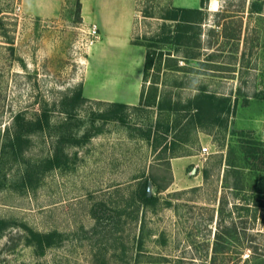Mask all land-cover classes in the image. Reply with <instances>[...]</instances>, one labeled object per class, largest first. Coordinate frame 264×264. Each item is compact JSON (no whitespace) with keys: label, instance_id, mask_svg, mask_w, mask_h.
Segmentation results:
<instances>
[{"label":"rangeland","instance_id":"374dc122","mask_svg":"<svg viewBox=\"0 0 264 264\" xmlns=\"http://www.w3.org/2000/svg\"><path fill=\"white\" fill-rule=\"evenodd\" d=\"M201 1L0 0V151L43 110L92 131L33 181L48 128L0 154V264H264V0ZM178 7L202 8L187 45ZM201 92L235 112L183 123ZM30 230L55 235L40 250Z\"/></svg>","mask_w":264,"mask_h":264},{"label":"trees","instance_id":"16d2710c","mask_svg":"<svg viewBox=\"0 0 264 264\" xmlns=\"http://www.w3.org/2000/svg\"><path fill=\"white\" fill-rule=\"evenodd\" d=\"M203 1L204 0H202L201 2L203 3ZM200 10H202V8L199 9L178 7L177 11H182V13L179 12L172 15V18L176 19L177 23L179 24L178 29H180V31H178L176 41H179L180 44L183 43V45H187L189 41H191L189 39L190 36L187 33V29L189 27L188 23L192 21L189 12L196 13ZM152 65L153 56L152 54H148L145 62L144 72L147 73ZM77 93V95L79 96L80 92ZM261 97L264 99V94H262ZM216 99H218V102L214 103ZM219 107H221L222 109H217ZM114 108L118 110L117 105L114 106ZM185 108L188 110V113L191 114L184 115L186 116V120L183 123L189 122L193 125H197V123L202 121L203 117L210 118L216 115V112L220 110H224L228 114V116L229 114L234 113L237 108V98L231 101V98L229 96L218 98L217 95L213 92H201L190 99ZM73 109L74 106L72 107V109H66L65 111L67 112L68 117L57 124L51 123V117L47 110H43V112L33 120H24L21 118V116H18L16 118V124L14 125L13 129L8 130L6 134V140L4 141L2 150L0 151L1 156L2 152L5 153L7 150L11 151L12 154H21L24 148L27 147V145L30 143L29 135L33 131H46V129L48 128V134L49 136H51V138H53L50 155L41 160L40 163L32 164L30 166V173L27 169V171H25L23 177L21 178L23 182L27 180L33 181V177L35 176V174L39 173V170L37 168L41 166H43L45 170L68 166L70 162L72 163V159L75 158L73 153H71L70 151V147L74 145H82L90 139V137L92 136L90 127L84 129L82 132H79L78 128L71 126V119L73 115H75V110ZM98 117L102 119L121 118V116L119 117L117 114L108 115L107 113L104 114V112L98 113L97 118ZM93 120H96L95 115L93 117ZM78 126L80 125L78 124L77 127ZM143 187L144 188L140 191L139 194L141 200L144 203H153L157 201L158 196L156 194L149 193L148 183H145ZM5 223V220L0 219V229L4 227ZM30 232L32 236L31 241H33L40 250H42V248L45 246H49L52 242L53 236L55 235L53 232L46 234L38 233L34 230H30ZM223 240V234H220L219 232L216 233V241L214 243L215 245L213 246V250L215 252H221L227 248V246L225 245L227 241L224 240L225 242H223Z\"/></svg>","mask_w":264,"mask_h":264},{"label":"built area","instance_id":"2783aa9c","mask_svg":"<svg viewBox=\"0 0 264 264\" xmlns=\"http://www.w3.org/2000/svg\"><path fill=\"white\" fill-rule=\"evenodd\" d=\"M207 152H208V147L203 146V147L201 148V153H207Z\"/></svg>","mask_w":264,"mask_h":264},{"label":"bare ground","instance_id":"6f19581e","mask_svg":"<svg viewBox=\"0 0 264 264\" xmlns=\"http://www.w3.org/2000/svg\"><path fill=\"white\" fill-rule=\"evenodd\" d=\"M211 4H212L213 7H216L217 6V0H212V3Z\"/></svg>","mask_w":264,"mask_h":264}]
</instances>
